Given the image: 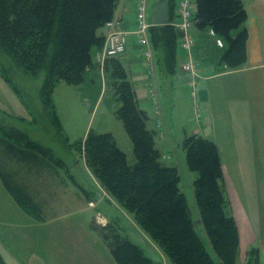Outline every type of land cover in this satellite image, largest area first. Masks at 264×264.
Masks as SVG:
<instances>
[{
    "label": "trees",
    "instance_id": "obj_1",
    "mask_svg": "<svg viewBox=\"0 0 264 264\" xmlns=\"http://www.w3.org/2000/svg\"><path fill=\"white\" fill-rule=\"evenodd\" d=\"M118 2L0 0V54L10 57L26 74L35 75L45 70L40 96L44 107L53 111L60 129L54 91L62 82L74 86L84 82L93 65L92 49L103 48L106 37L100 31L114 19ZM178 7L179 0H168L169 24L149 29L154 52L162 57L171 73L178 69L182 40L177 27L181 20ZM246 20L247 13L241 0H196L193 33L202 41L201 38L214 30L224 42L220 63L230 69L242 68L247 61ZM119 68L123 70L119 78L115 69L112 70L121 104L118 117L132 142L134 162L128 161L127 154L109 132L97 133L91 129L85 139L72 144L76 145L73 149L84 156L87 167L101 186L133 215L136 223L173 264H217L196 231L186 195L180 187L179 169L162 162L160 150L156 147V133L147 126L148 114L140 108L124 67L120 64ZM0 74L16 88L3 66H0ZM4 131L5 138L0 135V155L5 161H0L2 174L7 173V162L13 160L38 167L61 168L58 160L55 164L48 159L46 153L50 149L31 141L17 129ZM184 146L188 167L197 173L193 187L200 220L223 264H237L240 237L233 216L226 210L220 149L214 141L197 134L188 136ZM13 182L11 180L16 199L39 214V206ZM92 227L118 264H156L140 246L117 233L113 223L101 226L94 222ZM109 230L114 232V238L107 234ZM254 250L261 259L257 247L250 248L248 253ZM252 259L247 258L243 264H260ZM0 264H7L1 254Z\"/></svg>",
    "mask_w": 264,
    "mask_h": 264
},
{
    "label": "crops",
    "instance_id": "obj_2",
    "mask_svg": "<svg viewBox=\"0 0 264 264\" xmlns=\"http://www.w3.org/2000/svg\"><path fill=\"white\" fill-rule=\"evenodd\" d=\"M241 1L247 13L246 64L242 68L232 69L222 63L220 65L222 49L207 34L205 41L197 39L194 60L180 46L178 69L175 73L168 70L161 56V59H157L159 63L156 65L158 70L155 73V82L160 115H156L153 105L151 114L145 111L149 117L147 126L156 133L155 141L157 137L159 142L170 145V135L166 139V134L174 133V130L168 126V108L182 107V100L186 97L174 95V92L179 94L178 87L182 86L190 91L187 83L191 77L183 70V66L190 62L197 66L198 99L192 97L193 116L197 112L202 114L197 133L214 141L220 149L227 197L226 210L233 216L239 231L240 254L257 247L264 264V216L251 220L244 208L245 200L243 204L239 191L231 187L226 167L227 162L242 163L240 157L245 162H250L247 160L250 155L248 150L264 148V0ZM136 4L137 0H119L114 16L119 27L130 32L127 48L129 53L121 60L124 68L133 61L132 54L140 52L137 37L133 34L136 27ZM100 32L107 35L108 29L105 27ZM101 51L96 47L92 49L93 65L87 71L84 83L95 82L94 78L99 72L104 76L106 69L113 68L110 63L99 65ZM222 66L226 69L219 71L218 68ZM138 74V70H132L131 82H134ZM2 78L1 88L4 80ZM144 87L146 100L151 103L148 86L145 84ZM3 96L1 99H5L6 96ZM12 163V172L7 170L4 175L0 170V254L7 264H118L100 235L94 231L93 219L86 212L73 210L58 214L54 211L46 213L51 211L47 208V201L38 199L37 194L32 192V175H56L58 170L16 160ZM11 180L39 206V214H35L16 199ZM99 219L98 223L102 224V219L106 218ZM152 246L159 253L160 247Z\"/></svg>",
    "mask_w": 264,
    "mask_h": 264
},
{
    "label": "rangeland",
    "instance_id": "obj_3",
    "mask_svg": "<svg viewBox=\"0 0 264 264\" xmlns=\"http://www.w3.org/2000/svg\"><path fill=\"white\" fill-rule=\"evenodd\" d=\"M157 1L159 0L148 1V15H151L152 8ZM201 39L205 41L204 38ZM127 52L129 53L126 50L124 54L114 59H107L104 63H101L103 51L99 52L101 55L98 58L99 65L110 63L113 68L111 70L106 69L104 76L99 72L97 77L94 78L95 82L86 81L77 86L62 82L56 87L53 98L61 129L57 125L55 117H53V111L44 107L40 96V90L46 76L45 70H41L35 75L26 74L10 57L0 54V66L7 70L8 77L16 86V88H13L6 82L5 78L2 80L3 87H0L2 91L0 92V135L5 138L4 129L22 131L31 141H36L41 146L50 149L46 153L48 159L53 160L55 164L58 161L62 164L61 168L54 166L58 170L56 175H42L41 173L31 177L32 192L37 194L38 199L46 200L47 208L51 209L46 213L54 211L58 214L83 210L98 225L106 226L110 222L113 223L118 229L117 233L140 246L156 264H173L161 248L159 253L157 252L152 246H157L156 242L136 223L133 215L125 211L117 200L101 186L99 180L87 167L84 156L81 157L74 151L73 147H76V145L72 146L77 141L85 139L91 129L97 133L111 132L120 148L127 154L128 161L134 162L132 142L123 121L118 117L121 104L117 95V79L114 78V74L112 75L114 73V71L112 72L113 69H115L118 78L123 75V70L119 66L121 64L124 67L121 60ZM194 53L195 50L192 49L189 54L192 60H194ZM160 54L163 55L162 52ZM132 56L133 61L124 70L129 80L133 79L130 75L132 70L139 71L138 77L133 80L132 85L136 91L140 108L151 114L153 112L152 104L146 100L145 95L147 93L144 86L145 84L148 86L149 92L153 89L154 95H156L157 100L159 99L155 82L159 55L155 54L151 62L144 59L141 51L133 53ZM219 59L221 60V57ZM222 67L218 70H222ZM186 72L190 74L193 80V74ZM195 76L197 75L195 74ZM16 89L21 92L18 93ZM177 91H179V94L174 92V95H185L186 98L182 100V107H170L167 111L168 126L174 130V133H171L173 137L171 134H166V139L170 135L171 144L166 145L159 142L156 137V147L161 151V160L164 164L176 166L179 169L181 175L180 187L186 195L196 231L215 262L223 264L214 250L205 226L200 220L193 187L197 173L191 171L188 167L184 146V141L188 136L197 134L204 137L197 133L202 114L197 112L193 116V100L190 91L182 86L178 87ZM3 95L6 96L5 99H1L4 98ZM149 98L154 101L151 95H149ZM189 101L191 104L190 110ZM248 151L250 155L247 156V160L249 159L250 162H245L243 157H240L242 163L227 162L226 167L229 171V182L232 189L239 191L243 204L245 200L244 208L253 220L255 217L264 216V148H253ZM0 161L5 163L1 155ZM6 168L12 172L14 169L12 161L7 162ZM228 210L231 211V208L228 207ZM104 217L106 218L102 219L104 223L99 224V218ZM107 234L110 238H114V232L109 230ZM250 257L253 258L252 261L255 259L256 263L262 264V259L259 258L257 250L241 255L240 249L236 263L243 264Z\"/></svg>",
    "mask_w": 264,
    "mask_h": 264
},
{
    "label": "built area",
    "instance_id": "obj_4",
    "mask_svg": "<svg viewBox=\"0 0 264 264\" xmlns=\"http://www.w3.org/2000/svg\"><path fill=\"white\" fill-rule=\"evenodd\" d=\"M148 1L149 0H138L136 5V30L134 34L138 38V45L142 51L143 57L147 62H151L154 59V51L150 43L149 29L152 24L148 20ZM196 0H183L180 3V15L181 22L178 24L179 30L183 34L182 48L191 53L192 48L195 44V38L191 33V29L194 24V9ZM109 29L106 47H105V58L119 57L125 53L128 44L129 33L121 30L118 23L114 20L110 21L106 25ZM210 36L216 39V43L219 47H223L222 39L218 38L214 30L209 31ZM184 69L193 74V80L189 82V86L192 89V94L196 97L195 87L196 80L195 74H197V67L192 63L184 65ZM153 94V95H152ZM150 95L154 99V106L158 112V106L156 102V95L154 90L151 89Z\"/></svg>",
    "mask_w": 264,
    "mask_h": 264
},
{
    "label": "water",
    "instance_id": "obj_5",
    "mask_svg": "<svg viewBox=\"0 0 264 264\" xmlns=\"http://www.w3.org/2000/svg\"><path fill=\"white\" fill-rule=\"evenodd\" d=\"M151 20L154 26L169 24L170 17L168 11V0H159L154 4L151 13Z\"/></svg>",
    "mask_w": 264,
    "mask_h": 264
}]
</instances>
